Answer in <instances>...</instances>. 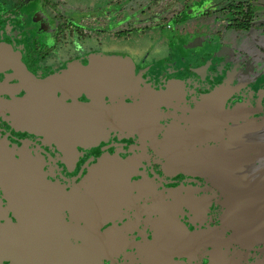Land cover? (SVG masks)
<instances>
[{"label":"flooded vegetation","instance_id":"1","mask_svg":"<svg viewBox=\"0 0 264 264\" xmlns=\"http://www.w3.org/2000/svg\"><path fill=\"white\" fill-rule=\"evenodd\" d=\"M67 2L0 0V264H264V50Z\"/></svg>","mask_w":264,"mask_h":264},{"label":"rangeland","instance_id":"2","mask_svg":"<svg viewBox=\"0 0 264 264\" xmlns=\"http://www.w3.org/2000/svg\"><path fill=\"white\" fill-rule=\"evenodd\" d=\"M145 1L146 3L144 4L143 2ZM159 1L164 2V0H152L151 3H149V0H125L123 3L125 8L123 12L124 17H130L131 11L135 9V11L139 14L142 10L140 7L142 5H146L150 7L147 9V16H145V18H147V21H145L146 25L154 22L155 17H158V19H164V17H167V19L171 18L169 21H167L164 29L165 27H168V25H173L175 23L173 25V29H170L169 31L172 36L177 35L179 36L178 38H188L189 35H192L195 32L205 31V33H208L211 36V44L214 46V48H216L217 45H222L233 47L236 50L240 46L241 42H243V44L250 43L249 46H258L260 51L261 49L264 50V24L263 27L256 24L257 27L255 29H251V32L231 31L229 33V31H227L225 33L223 31L225 28H227V25L233 18L231 10L234 6H238L240 3L249 4L254 6L256 13L264 14V0H203L200 3H192L188 7H185L183 2L177 1L175 4L173 0H169L166 2V4L160 5L161 3ZM96 2L97 0H68L66 5L68 6L71 4L78 9L79 7L88 4H91L93 7L94 5L98 6L99 3L97 4ZM157 2L160 4L158 6L152 7ZM66 5H63L65 9L67 8ZM68 10L69 9L65 10L64 13H67ZM118 27L119 26L117 25L115 26L117 30L121 29V27ZM123 28H128V26L125 25ZM158 36L160 35L158 34ZM168 37L170 38L171 36L168 35ZM220 38L224 39L221 40ZM112 42L114 45H124L125 40H120L118 37H115L112 40H105L103 42V49L105 52L109 51L108 49L111 48ZM139 48L143 47L140 46ZM257 54V59L262 62L264 60V53L257 52Z\"/></svg>","mask_w":264,"mask_h":264},{"label":"water","instance_id":"3","mask_svg":"<svg viewBox=\"0 0 264 264\" xmlns=\"http://www.w3.org/2000/svg\"><path fill=\"white\" fill-rule=\"evenodd\" d=\"M96 59H99L98 57H96ZM101 59V58H100ZM102 59H107V58H102ZM117 69V70H116ZM119 68H118V66L117 65H114V64H106V63H102V64H100V67H99V70H98V72H96L95 74H94V76H98L99 77V79L102 81V83H106V81L108 80V79H110V78H108V77H114L115 76V78L116 79H114V81H113V83H114V85H115V89H114V91H116V90H118L120 87H121V84H122V82L125 80V76H126V73H125V70H122V69H120V70H118ZM107 75H109L108 77H106ZM106 92H109V90L108 91H106ZM105 92V93H106ZM63 117H65V118H67L68 120H70V121H72V122H74V123H76V118L75 117H71V116H69V115H67L66 114V112H63ZM51 124L52 125H61V116H60V114H58V112H56L55 110H51ZM63 124H67L66 122H64L63 121ZM55 130L57 131V132H54L53 130H52V132H54V137H56V134H57V136H58V133H60V131H59V128L57 127V128H55ZM76 136V135H75ZM68 138L70 139V138H72V139H75L74 137H71V136H68Z\"/></svg>","mask_w":264,"mask_h":264},{"label":"trees","instance_id":"4","mask_svg":"<svg viewBox=\"0 0 264 264\" xmlns=\"http://www.w3.org/2000/svg\"><path fill=\"white\" fill-rule=\"evenodd\" d=\"M199 1V0H197ZM254 6L249 4L240 3L238 6L232 8L233 19L228 26L230 29L242 30L250 28L249 16L254 14ZM166 19L165 21H169Z\"/></svg>","mask_w":264,"mask_h":264}]
</instances>
